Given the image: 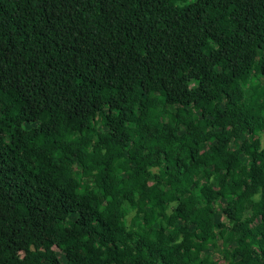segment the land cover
Segmentation results:
<instances>
[{
  "label": "trees",
  "instance_id": "obj_1",
  "mask_svg": "<svg viewBox=\"0 0 264 264\" xmlns=\"http://www.w3.org/2000/svg\"><path fill=\"white\" fill-rule=\"evenodd\" d=\"M0 264H264V0H0Z\"/></svg>",
  "mask_w": 264,
  "mask_h": 264
},
{
  "label": "rangeland",
  "instance_id": "obj_2",
  "mask_svg": "<svg viewBox=\"0 0 264 264\" xmlns=\"http://www.w3.org/2000/svg\"><path fill=\"white\" fill-rule=\"evenodd\" d=\"M87 156H88V157H90V154H87ZM6 158H7V159H9V158H10V156H9V155H6ZM153 168H155V167H153ZM74 257L76 258V255H74ZM60 259H61V261H62V262L64 261V259H63V257H62V256H61V258H60Z\"/></svg>",
  "mask_w": 264,
  "mask_h": 264
}]
</instances>
